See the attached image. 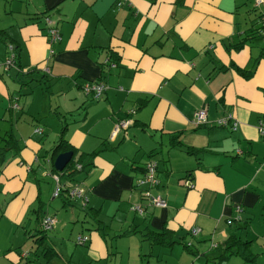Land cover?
I'll return each mask as SVG.
<instances>
[{"label":"crops","instance_id":"0c3cea01","mask_svg":"<svg viewBox=\"0 0 264 264\" xmlns=\"http://www.w3.org/2000/svg\"><path fill=\"white\" fill-rule=\"evenodd\" d=\"M117 2L0 0V143L11 129L19 141L0 170V264L47 263L32 236L42 213L56 217L49 198L84 213L71 221L83 218L76 243L87 249L86 264H124L115 258L124 250L125 264H264V7L254 0ZM46 17L61 35L52 46ZM9 44L18 46L16 65L4 71ZM88 82L107 89L95 98L83 89ZM202 108L207 121L196 124ZM227 114L237 129L216 125ZM128 118L133 124L112 137L115 123ZM65 125L77 157L107 144L87 156V172L64 180L85 190L86 205L66 192L54 196L50 156ZM149 160L158 162L152 194L166 199L165 208L149 205L137 184ZM194 227L201 228L195 237ZM164 230L173 245L145 237ZM233 235L251 242L253 261L219 258ZM28 237L33 247L24 249ZM48 243L57 255L47 264L73 263L49 233Z\"/></svg>","mask_w":264,"mask_h":264},{"label":"built area","instance_id":"2783aa9c","mask_svg":"<svg viewBox=\"0 0 264 264\" xmlns=\"http://www.w3.org/2000/svg\"><path fill=\"white\" fill-rule=\"evenodd\" d=\"M129 2V0H118L117 6L122 7L123 5H126ZM254 5L257 9H261L264 7V0H254ZM46 26L48 28V42L52 46L56 43H58L61 40L60 32L56 26V22L50 18H45ZM259 34L264 37V11L261 13L260 17V28L258 29ZM9 56L6 58L4 63L2 64V68L4 71H9L12 67L16 65V50L15 46L13 44H9ZM53 49L51 53H53ZM114 65V64H113ZM83 89L86 94H93L95 98H100L103 93L106 91L107 86L102 82H88L84 84ZM14 107L18 108L17 104H14ZM135 110H130V114H134ZM207 121V110L206 108L199 109L194 114V122L196 124H203ZM133 119L128 118L124 120H120L115 123L114 129L112 132V137L117 136L119 133L126 131L132 124ZM216 125L221 127H228L233 130L237 129L239 126V122L236 119V117L233 114H227L225 117L220 118L217 120ZM258 130L260 134L264 133V121H261L258 127ZM42 129L38 128L37 132H41ZM76 169L80 170L82 168V165L80 163H77L75 166ZM157 170H158V162L156 160H149L145 166H144V174L141 178L138 180V186L143 188L142 194L145 199L148 200L149 205L155 206V207H161L165 208L167 207V201L165 198L161 196H155L152 194V189L157 187L160 183L158 177H157ZM51 177L56 182V187L54 190V196L59 197L63 191V184L61 183V177L58 173L50 174ZM184 185L187 188H192L193 183L191 180L187 179L184 182ZM69 196L71 198H77L80 197L84 199V205L87 204V196L85 193V190L80 187L79 185H74L70 188ZM137 209L140 212H143L142 206H138ZM57 223V219L55 216H46L42 222L43 228L46 231H50L54 228V226ZM201 232V228L194 227L191 229L192 236H197ZM86 238L79 237L78 242L83 243Z\"/></svg>","mask_w":264,"mask_h":264},{"label":"trees","instance_id":"16d2710c","mask_svg":"<svg viewBox=\"0 0 264 264\" xmlns=\"http://www.w3.org/2000/svg\"><path fill=\"white\" fill-rule=\"evenodd\" d=\"M244 43L241 42L240 44L237 45L238 48H240ZM15 46L16 52L18 51V46ZM246 77H250V73L245 70H240ZM84 86V85H83ZM68 128L67 125H65L62 129L61 137L57 144L54 146V148L51 150V156H50V162L52 164L51 172L50 174L53 173H58L61 177V183L63 184V191L60 195L63 196L65 192L68 194L70 191L71 187L67 186L66 181L68 180L69 182L74 181L75 177L77 174L82 173V172H87L88 169L93 165L92 162H87L84 163L85 159L87 156H90L91 159H93L95 156H97L103 148H106L107 144L104 142L102 149L97 150L92 152L91 154H84L81 153L77 157V150L72 146V144L65 138V130ZM3 143H0V170L2 166L4 165L7 155L10 151L12 150H18L19 149V141L16 138L14 132L12 129L7 132V135L5 138L2 139ZM178 143V142H177ZM72 151L74 153L71 161L68 163V165L65 167L63 171H57L54 166V162L56 157L63 152H68ZM189 153L191 154H199L201 153L202 150H197V149H188ZM77 163H80L82 165V168L80 170L76 169L75 166ZM66 180V181H64ZM77 185V184H74ZM68 199H71V197L68 194ZM74 199V198H72ZM71 199V200H72ZM67 202V200H66ZM239 212L241 208H238ZM42 220H40V216L37 215V220H40V222L44 220L45 213H42ZM42 222L39 224V227L37 228V233L34 234L32 237H35V242L38 247H42L43 249V255L46 258L47 263L54 258L57 255V252L54 250L52 246L49 245L48 243V231L44 230ZM191 234V230H190ZM172 233L164 230L162 232H153L149 231L145 234V237L147 240H149L152 244H157L161 246H171L175 243V240L172 238ZM192 236V234H191ZM195 237V236H194ZM224 252L222 255L219 257L221 260H226L228 259L232 254H240L243 256L245 259L253 261L254 260V254L252 253L251 250H249V245L251 242H244L242 241L237 235H233L228 238V240L224 243ZM186 248L191 249V243H187ZM193 251V250H192ZM46 263V264H47Z\"/></svg>","mask_w":264,"mask_h":264},{"label":"rangeland","instance_id":"374dc122","mask_svg":"<svg viewBox=\"0 0 264 264\" xmlns=\"http://www.w3.org/2000/svg\"><path fill=\"white\" fill-rule=\"evenodd\" d=\"M69 121H70L69 123L71 122L75 123V120L73 119H69ZM44 197L48 199L47 193L44 194ZM50 200L51 198L46 200L47 209H49L50 213H55L56 218L58 219V223L54 226L53 230L48 231L49 235L53 236V242L55 246L58 247L59 250L63 252V255L65 258L70 259V257H72V261H73L72 264H86L87 262L86 250L87 249L84 246H83L84 248L82 249V245L76 243L78 231L81 229V226L84 225L83 218H82L84 213L81 212L77 207L76 209H74L73 207H69V208L62 207V203H61L62 201L60 198H56L53 201H50ZM77 213H79V216L82 215L80 217L78 225L76 224L75 221H71L72 214H75V217H77ZM29 238L30 237H28V239L26 240L24 249H29L33 247V241L31 240V238L30 239ZM111 243L112 245L114 244L113 242ZM134 245L135 244H133V246ZM113 247L114 249H116L115 244ZM120 247L122 248L123 246L120 244ZM75 248H78V249L75 250ZM125 252L126 250L122 251V254H120L119 252L118 253L116 252L115 258L118 263L123 261L125 264L127 262V259L129 256ZM134 252H135V249L133 248V254ZM134 257L136 258L135 255ZM134 257L132 256L131 259H133Z\"/></svg>","mask_w":264,"mask_h":264},{"label":"water","instance_id":"95a60500","mask_svg":"<svg viewBox=\"0 0 264 264\" xmlns=\"http://www.w3.org/2000/svg\"><path fill=\"white\" fill-rule=\"evenodd\" d=\"M74 153L72 151L60 153L54 162L55 169L57 171H63L68 163L71 161Z\"/></svg>","mask_w":264,"mask_h":264}]
</instances>
